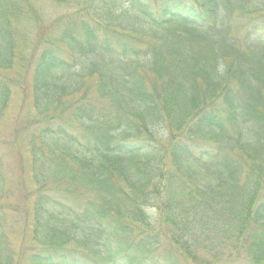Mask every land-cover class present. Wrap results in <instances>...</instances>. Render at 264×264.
I'll return each mask as SVG.
<instances>
[{
	"label": "trees",
	"instance_id": "16d2710c",
	"mask_svg": "<svg viewBox=\"0 0 264 264\" xmlns=\"http://www.w3.org/2000/svg\"><path fill=\"white\" fill-rule=\"evenodd\" d=\"M55 1L74 15L26 50L0 0V69L27 53L56 164L29 264H264V0Z\"/></svg>",
	"mask_w": 264,
	"mask_h": 264
},
{
	"label": "rangeland",
	"instance_id": "374dc122",
	"mask_svg": "<svg viewBox=\"0 0 264 264\" xmlns=\"http://www.w3.org/2000/svg\"><path fill=\"white\" fill-rule=\"evenodd\" d=\"M15 2H20L21 7L25 8V14L14 22V28L20 34L16 37L17 41L27 42L26 50L30 49V42L35 46L39 37L59 30L75 12V6L55 0ZM119 14L120 19L134 15L128 10H120ZM244 22L245 18L242 16H237L234 20L236 26ZM26 58L27 53L22 59H16L14 68L0 69V175L3 180L1 190H4L0 196V236L3 237V245L15 255V264H29L28 257L33 251L31 227L36 179L43 178L48 183L53 182L51 174L54 172L53 167H56L49 160L51 156L47 147L41 148L46 153V163L39 159L38 154H34L38 143L35 132H39L44 123L33 113L34 66H28ZM4 84L7 92L3 91ZM93 90H89L87 86L88 97L98 99ZM2 101L5 102L4 105ZM48 167L52 168L49 173L46 171ZM57 177L59 180L63 179V171ZM98 263L105 264V261L99 259Z\"/></svg>",
	"mask_w": 264,
	"mask_h": 264
}]
</instances>
